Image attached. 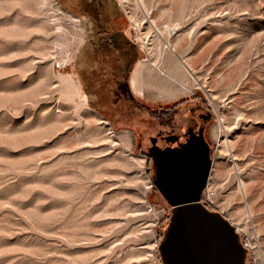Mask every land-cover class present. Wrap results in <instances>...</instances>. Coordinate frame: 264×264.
I'll return each mask as SVG.
<instances>
[{
    "label": "rangeland",
    "instance_id": "rangeland-1",
    "mask_svg": "<svg viewBox=\"0 0 264 264\" xmlns=\"http://www.w3.org/2000/svg\"><path fill=\"white\" fill-rule=\"evenodd\" d=\"M117 1L135 103L82 71L66 0H0V264H164L172 208L154 184L152 111L178 105L211 115L203 203L264 264V0ZM170 45L191 75L163 92Z\"/></svg>",
    "mask_w": 264,
    "mask_h": 264
},
{
    "label": "water",
    "instance_id": "water-1",
    "mask_svg": "<svg viewBox=\"0 0 264 264\" xmlns=\"http://www.w3.org/2000/svg\"><path fill=\"white\" fill-rule=\"evenodd\" d=\"M154 160V184L172 208L159 248L163 263L247 264L236 226L202 201L213 166L204 137L159 152Z\"/></svg>",
    "mask_w": 264,
    "mask_h": 264
},
{
    "label": "flooded vegetation",
    "instance_id": "flooded-vegetation-1",
    "mask_svg": "<svg viewBox=\"0 0 264 264\" xmlns=\"http://www.w3.org/2000/svg\"><path fill=\"white\" fill-rule=\"evenodd\" d=\"M68 2L67 8L69 6L70 11L74 13V15L77 16L81 14L80 22L83 31L87 33V40L81 51L83 63L82 71L88 72L90 75L96 74L95 77L100 78L102 85L103 83L107 84L109 81L113 80L117 87L115 92L117 103L123 100H130L135 103V97L127 82L128 73L122 71L125 65L122 60H124V57L128 56V53L130 55L129 62L135 59L136 53L134 52V47L132 48V42L124 39L125 42L129 44L130 50L125 48L124 51L118 52L119 41L105 34L107 19L111 15H119L116 3L113 0H108L106 3L99 0H78L77 3L68 0ZM103 37L109 38L101 39ZM103 47L108 53L106 60L101 57L102 52H100V50H102ZM98 50L100 53L97 55ZM122 54L123 56L120 58L119 55L121 56ZM93 62L97 63L95 71L94 69L92 70L91 67ZM103 68H107V70L105 71ZM197 107L198 106L191 107L187 113H180V105L160 111L159 117L162 118L161 129L157 137L151 138V146L149 148V158L153 162L155 176L156 167L154 157L157 156L159 152L178 148L180 145H184L190 140L201 136L204 137L207 143L209 142L208 135L211 115L208 113V110L203 112L197 109ZM148 113L150 114L149 108ZM152 150L153 153L151 152Z\"/></svg>",
    "mask_w": 264,
    "mask_h": 264
},
{
    "label": "crops",
    "instance_id": "crops-1",
    "mask_svg": "<svg viewBox=\"0 0 264 264\" xmlns=\"http://www.w3.org/2000/svg\"><path fill=\"white\" fill-rule=\"evenodd\" d=\"M67 1V3H69L68 2V0H66ZM71 1H75L76 3H77V1L78 0H71ZM99 1H101V2H104V3H106L108 0H99ZM115 3H116V5H117V8H118V16H113V15H111L108 19H107V25H106V27H105V34H107V35H109V36H112V37H114L115 39H117L118 41H119V47H118V52H122V51H124V49L126 48L127 50H130V48H129V44L128 43H126L125 42V40L124 39H126V41H128L129 40V37H128V34H127V32L125 31V30H123V26H124V20H125V18L124 17H126V14H125V11L123 10V9H121V6H120V3L117 1V0H113ZM83 33H84V42H83V46H82V48H81V51H82V49H83V47H84V44L86 43V40H87V33H85L84 31H83ZM105 38H109V37H103V38H101V39H105ZM122 40V41H121ZM120 42H121V44H120ZM123 44V45H122ZM133 48V47H132ZM101 49V48H100ZM99 49V50H100ZM105 48L103 47V49L102 50H100V52H102L101 53V57H103L105 60L107 59V52L104 50ZM99 50L97 51V55L100 53L99 52ZM81 51H80V53H81ZM129 52V51H128ZM117 53V52H116ZM123 56V54L120 56L119 55V57L121 58ZM129 53H128V56H126V57H124V60H122L123 61V63H125V65H124V67H123V69H122V71L123 72H126V73H128L127 71H128V66H129V61H130V59H129ZM98 60V59H97ZM127 64V65H126ZM104 67V66H103ZM103 70H107V68H103Z\"/></svg>",
    "mask_w": 264,
    "mask_h": 264
},
{
    "label": "bare ground",
    "instance_id": "bare-ground-1",
    "mask_svg": "<svg viewBox=\"0 0 264 264\" xmlns=\"http://www.w3.org/2000/svg\"><path fill=\"white\" fill-rule=\"evenodd\" d=\"M168 48H171L170 49V53L172 54L171 64H170V66H168V69L165 72H162L166 76V79H165V81H164V79H162L160 82H162L164 85H158L157 84L158 86H156L157 88H159L163 92H170L171 89H169L170 87L168 88V86H170V84H169L170 82L178 83L179 85H182V86L186 87L188 85V81H189L188 80L189 79L188 76L191 75V70H190L191 66H190V68L188 66H183L180 63V61H178L176 59V57H175L176 56L175 55L176 48L174 46L173 47L171 46V47H168ZM152 49L153 48H151V47L149 48V50L153 51ZM162 52H163V50H162ZM158 65H160V64H157V62L154 61V64H153L154 68H158ZM167 79L170 82H168ZM173 85L176 86V84H173Z\"/></svg>",
    "mask_w": 264,
    "mask_h": 264
},
{
    "label": "trees",
    "instance_id": "trees-1",
    "mask_svg": "<svg viewBox=\"0 0 264 264\" xmlns=\"http://www.w3.org/2000/svg\"><path fill=\"white\" fill-rule=\"evenodd\" d=\"M160 111H152V116H154L155 119L161 120V117H159Z\"/></svg>",
    "mask_w": 264,
    "mask_h": 264
},
{
    "label": "built area",
    "instance_id": "built-area-1",
    "mask_svg": "<svg viewBox=\"0 0 264 264\" xmlns=\"http://www.w3.org/2000/svg\"><path fill=\"white\" fill-rule=\"evenodd\" d=\"M52 1H55V2H58L59 0H52ZM63 67V65H61V64H57V68L58 69H60V68H62ZM239 231V230H238ZM245 247L247 248V246L245 245Z\"/></svg>",
    "mask_w": 264,
    "mask_h": 264
}]
</instances>
